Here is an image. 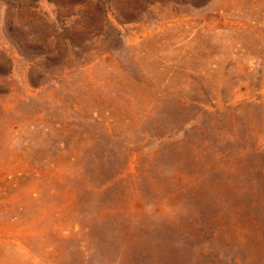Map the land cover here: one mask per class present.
Listing matches in <instances>:
<instances>
[{
  "label": "rangeland",
  "instance_id": "rangeland-1",
  "mask_svg": "<svg viewBox=\"0 0 264 264\" xmlns=\"http://www.w3.org/2000/svg\"><path fill=\"white\" fill-rule=\"evenodd\" d=\"M98 4L0 6V264H264V0Z\"/></svg>",
  "mask_w": 264,
  "mask_h": 264
},
{
  "label": "trees",
  "instance_id": "trees-1",
  "mask_svg": "<svg viewBox=\"0 0 264 264\" xmlns=\"http://www.w3.org/2000/svg\"><path fill=\"white\" fill-rule=\"evenodd\" d=\"M43 1H47L49 5L53 4L56 8L55 11L51 14L44 12L41 6ZM91 1L93 0H0V6L5 8L4 30L16 38L13 45L22 54H26L28 50L27 40L39 35L37 23L43 27L48 37L47 48L53 47V40L59 35L63 36V45L76 47L77 45H75L71 36L74 32L76 33L78 23L83 21L87 24L83 31L84 35L93 33L92 27H88V25H91L94 13L85 11ZM123 1L97 0L98 5H100L97 10L98 16L101 19L103 18L104 21V17H108V10L113 9L118 12L120 23L129 22L130 19L126 11L121 9ZM139 1L147 4L159 2V0ZM59 50V45H56L54 52H59Z\"/></svg>",
  "mask_w": 264,
  "mask_h": 264
}]
</instances>
